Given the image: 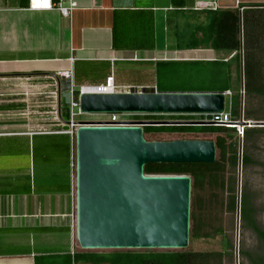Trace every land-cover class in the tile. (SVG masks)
<instances>
[{
    "label": "crops",
    "instance_id": "crops-1",
    "mask_svg": "<svg viewBox=\"0 0 264 264\" xmlns=\"http://www.w3.org/2000/svg\"><path fill=\"white\" fill-rule=\"evenodd\" d=\"M179 3L74 0L62 15L56 8L30 9L28 0H0V264H91L73 261L74 252L85 250L74 238L69 83L98 84L112 73L124 91L152 90L155 61L219 60L215 52L224 51L179 45L192 33L186 10H241L264 0ZM225 52L220 60L234 55ZM236 72L233 63V88ZM231 95L225 90L228 112Z\"/></svg>",
    "mask_w": 264,
    "mask_h": 264
},
{
    "label": "water",
    "instance_id": "water-1",
    "mask_svg": "<svg viewBox=\"0 0 264 264\" xmlns=\"http://www.w3.org/2000/svg\"><path fill=\"white\" fill-rule=\"evenodd\" d=\"M81 113L211 114L225 108V91L83 93ZM74 238L85 251L183 250L189 243L191 177L146 174L147 163H213L209 139L146 140L144 125H204L208 120H74ZM264 127V120H238ZM236 226H239L241 141ZM238 262V230L234 243Z\"/></svg>",
    "mask_w": 264,
    "mask_h": 264
},
{
    "label": "trees",
    "instance_id": "trees-1",
    "mask_svg": "<svg viewBox=\"0 0 264 264\" xmlns=\"http://www.w3.org/2000/svg\"><path fill=\"white\" fill-rule=\"evenodd\" d=\"M177 6H182V0ZM187 23L192 30L185 48H212L224 50L234 55L227 60H200L215 65V80L224 77L225 82L211 90L180 89L179 91H225L231 90L229 112L232 120H264V4H250L241 10L238 8H201L185 11ZM200 35L197 36V34ZM195 62L183 60L155 61L154 82L157 91H171L162 88L159 75L170 78L171 65L177 63ZM198 62V61H197ZM236 64V78L239 90L231 86V65ZM256 99V100H255ZM255 100V101H254ZM209 115L204 114H135L133 118L140 120H203ZM65 118L68 119L66 108ZM150 132H181V133H216L212 140L215 144L217 157L213 163H147L144 166L146 174H187L191 177L190 229L189 238L212 237L220 235L223 241L221 250H111V251H78L73 254V261L91 264H224L226 258L232 257L234 247L224 234L221 226H208L207 221L195 215V198L197 190L208 191L211 204L217 197V192H227L229 211L236 210V194L234 168L238 164V146L241 141V167L256 164V161L246 152L248 142H252L264 133V127H243L239 137L235 126L225 125H144L143 133ZM264 167V163H258ZM228 174L227 177L225 174ZM237 182V181H236ZM246 193L244 186L241 191L239 216L243 227L250 228L259 240V248L255 250L238 249L243 259L249 264H264V231L254 217L256 210L243 200ZM202 206L204 202L202 201ZM213 204V203H212ZM206 208V207H205ZM204 209V208H203Z\"/></svg>",
    "mask_w": 264,
    "mask_h": 264
},
{
    "label": "rangeland",
    "instance_id": "rangeland-1",
    "mask_svg": "<svg viewBox=\"0 0 264 264\" xmlns=\"http://www.w3.org/2000/svg\"><path fill=\"white\" fill-rule=\"evenodd\" d=\"M229 2V1H228ZM232 2V1H230ZM185 39V38H183ZM225 51L215 52L216 59L222 58L226 55ZM172 75L170 78L159 75L160 83H163L162 88L179 91L180 89H201L211 90L218 87V85L225 82L224 77L214 79L215 77V65L210 62H185L171 65ZM240 79L237 80V88L240 87ZM123 86L118 85L115 89L116 92L124 91ZM239 90V88H238ZM243 93L239 90V96L242 97ZM256 100V99H255ZM254 100V101H255ZM74 120L80 121H107L110 113H81L79 108H74ZM118 121H138L140 119L133 118L135 114L129 113H115ZM239 135V134H238ZM216 133H181V132H150L145 133L146 140H174V139H209L213 140ZM240 136V135H239ZM246 152L256 161V164H248L240 168V198L242 188L246 187V193L243 197L245 202L249 199L252 202V206L256 210L255 219L258 225L264 228V167L257 164L264 163V133L257 136L252 142H248ZM238 150V149H237ZM217 157V151H216ZM235 178V190L237 193V178L238 167L234 168ZM227 173L225 176L227 177ZM215 198L218 202L212 199V203L209 204L208 200L211 198L210 193L206 190H197L195 198V215L201 220L207 221L208 226L204 229H211L213 227L221 226L224 234L230 239L233 244L235 243L236 231L238 230V248L245 250H255L258 247V239L255 233L247 227L242 226V221L239 220V226H236V211H229L227 209L228 194L227 192H217ZM202 201L204 206H202ZM206 207V208H205ZM240 207V203H239ZM204 208V209H203ZM186 249L192 250H221L223 249V241L220 235L212 237H192L189 238V243ZM96 251H111V250H96ZM142 251V250H140ZM239 264H249L246 259L238 255ZM224 264H235L234 251H232V257L226 258Z\"/></svg>",
    "mask_w": 264,
    "mask_h": 264
},
{
    "label": "built area",
    "instance_id": "built-area-1",
    "mask_svg": "<svg viewBox=\"0 0 264 264\" xmlns=\"http://www.w3.org/2000/svg\"><path fill=\"white\" fill-rule=\"evenodd\" d=\"M74 7V0H28V8L30 9H49V8H56L62 15H68L69 12ZM59 74L65 78L71 79V71H63L59 72ZM117 85L114 80V76L112 73H109L104 78V81L98 84H82L74 87L72 82L69 83L67 93H68V103H67V110H68V128L65 130L66 133L69 135L74 134V108H78V96L79 94L83 93H114L116 92ZM126 91L130 92H138L141 90L144 91H156L155 88L152 90H146L143 87L137 86H127ZM230 93V91H227ZM208 118L204 120L210 121L213 125H225V126H235L237 128V133L241 137L242 135V128H239L238 125L235 124V120L231 119L230 113L228 111L223 110L219 113H211L207 114ZM109 121H117V116L115 113H110Z\"/></svg>",
    "mask_w": 264,
    "mask_h": 264
},
{
    "label": "flooded vegetation",
    "instance_id": "flooded-vegetation-1",
    "mask_svg": "<svg viewBox=\"0 0 264 264\" xmlns=\"http://www.w3.org/2000/svg\"><path fill=\"white\" fill-rule=\"evenodd\" d=\"M240 208V207H239ZM240 210V209H239ZM239 220H240V216H239ZM257 222V221H256ZM239 224V223H238ZM258 224V223H257ZM248 228V227H247ZM263 231H264V228L260 227ZM258 239V238H257ZM259 248V240H258V247ZM239 249V248H238ZM239 255V254H238Z\"/></svg>",
    "mask_w": 264,
    "mask_h": 264
}]
</instances>
